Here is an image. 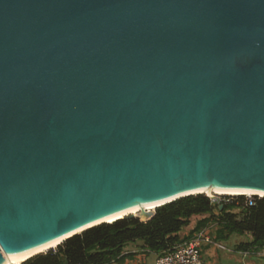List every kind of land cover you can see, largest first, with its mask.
<instances>
[{
  "label": "water",
  "instance_id": "water-1",
  "mask_svg": "<svg viewBox=\"0 0 264 264\" xmlns=\"http://www.w3.org/2000/svg\"><path fill=\"white\" fill-rule=\"evenodd\" d=\"M205 188L264 192V0H0V264Z\"/></svg>",
  "mask_w": 264,
  "mask_h": 264
},
{
  "label": "trees",
  "instance_id": "trees-1",
  "mask_svg": "<svg viewBox=\"0 0 264 264\" xmlns=\"http://www.w3.org/2000/svg\"><path fill=\"white\" fill-rule=\"evenodd\" d=\"M199 215L208 217L198 221L187 237L180 238L179 233L189 225L190 219ZM212 225L219 239L249 234L251 238L241 241L238 250L261 251L264 247V197L246 204L241 196L219 209L217 203L204 194L186 196L157 207L154 216L147 221L127 216L96 225L22 264L111 263L122 259L124 248L134 243L149 253H160Z\"/></svg>",
  "mask_w": 264,
  "mask_h": 264
},
{
  "label": "crops",
  "instance_id": "crops-1",
  "mask_svg": "<svg viewBox=\"0 0 264 264\" xmlns=\"http://www.w3.org/2000/svg\"><path fill=\"white\" fill-rule=\"evenodd\" d=\"M206 217H208V215L192 217L189 225L182 229L179 233L180 238L187 237L195 227L196 223ZM202 230H204L210 238V241H204L201 243V253L204 264H264L263 250L253 252L250 250L245 251L237 249V245L241 241H247L251 238L249 234L233 235L227 239H219L209 227ZM194 235L195 233L193 236ZM139 249L140 247L138 246V243L128 245L124 248V257L122 259L115 260L113 264H122L134 258L136 256L135 252ZM155 256V253H147L144 256L145 264H153Z\"/></svg>",
  "mask_w": 264,
  "mask_h": 264
},
{
  "label": "built area",
  "instance_id": "built-area-1",
  "mask_svg": "<svg viewBox=\"0 0 264 264\" xmlns=\"http://www.w3.org/2000/svg\"><path fill=\"white\" fill-rule=\"evenodd\" d=\"M252 203L251 201L249 204ZM204 241H210V238L204 230H201L191 239L177 243L160 253H155L156 256L153 264H204L201 253V243ZM262 250L264 252V247ZM147 253H149L147 249H139L135 252L136 256L134 258L122 264H145L144 256ZM113 262L103 264H113Z\"/></svg>",
  "mask_w": 264,
  "mask_h": 264
},
{
  "label": "bare ground",
  "instance_id": "bare-ground-1",
  "mask_svg": "<svg viewBox=\"0 0 264 264\" xmlns=\"http://www.w3.org/2000/svg\"><path fill=\"white\" fill-rule=\"evenodd\" d=\"M200 192H203L204 194L206 195H209V196H213V195H262V197L264 196V192L262 191H255V190H250V189H247V190H229V191H217V190H214L213 188H205V189H201L199 190ZM160 202H154V203H150V204H143V205H140V206H136V207H133L132 209H129L123 213H119L115 216H112V217H109V218H106L105 220L107 221H112L118 217H121L123 216L124 214H127V213H133V214H136L141 211V210H145V211H151L153 209L156 208L157 205H159ZM60 241L59 240H55L47 245H44V246H41V247H38V248H35V249H32V250H29L27 252H24V253H20V254H17V255H5V260L7 262V264H22L28 257L38 253V252H41V251H45L47 250L49 247H54L58 242Z\"/></svg>",
  "mask_w": 264,
  "mask_h": 264
},
{
  "label": "rangeland",
  "instance_id": "rangeland-1",
  "mask_svg": "<svg viewBox=\"0 0 264 264\" xmlns=\"http://www.w3.org/2000/svg\"><path fill=\"white\" fill-rule=\"evenodd\" d=\"M209 196V195H208ZM244 197V199L247 201L246 203L249 204L251 201L254 202L255 198H260L262 197V195L260 196H254V195H213V196H209L211 199L215 200V202L217 203V205L220 207V205H224L227 202H232L235 200H238L239 197ZM223 207V206H222ZM220 209V208H219ZM236 211H240V210H236ZM215 214L218 213L217 209H215ZM136 215V214H135ZM211 229V231L214 232L213 229H215V226L212 225V227H209ZM264 260V259H263Z\"/></svg>",
  "mask_w": 264,
  "mask_h": 264
}]
</instances>
